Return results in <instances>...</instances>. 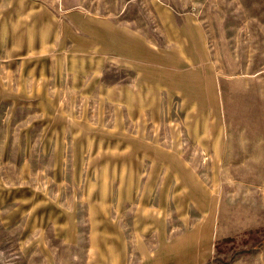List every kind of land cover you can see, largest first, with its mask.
<instances>
[{"label": "rangeland", "instance_id": "rangeland-1", "mask_svg": "<svg viewBox=\"0 0 264 264\" xmlns=\"http://www.w3.org/2000/svg\"><path fill=\"white\" fill-rule=\"evenodd\" d=\"M0 264H264V0H0Z\"/></svg>", "mask_w": 264, "mask_h": 264}]
</instances>
